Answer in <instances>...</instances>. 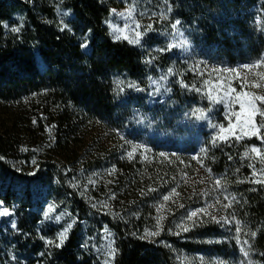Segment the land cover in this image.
<instances>
[{
	"label": "trees",
	"instance_id": "obj_1",
	"mask_svg": "<svg viewBox=\"0 0 264 264\" xmlns=\"http://www.w3.org/2000/svg\"><path fill=\"white\" fill-rule=\"evenodd\" d=\"M123 6L142 47L111 36ZM176 23L188 55L167 44ZM115 74L144 90L162 75L171 91L118 97ZM218 78L256 95V135L219 137L235 111L212 105ZM0 106L15 220L0 225V264H102L106 228L113 264H264V0H0ZM48 201L66 231L43 220Z\"/></svg>",
	"mask_w": 264,
	"mask_h": 264
},
{
	"label": "rangeland",
	"instance_id": "obj_2",
	"mask_svg": "<svg viewBox=\"0 0 264 264\" xmlns=\"http://www.w3.org/2000/svg\"><path fill=\"white\" fill-rule=\"evenodd\" d=\"M57 13L63 25L64 20L61 17L66 15V13L60 9L57 10ZM108 23L111 36L114 39H124L137 47H142L144 35L142 33L140 18L134 8L129 6L111 8ZM167 44L173 52L182 55H188L192 50L191 43L181 32L177 23L171 36L167 40ZM113 82L118 97H123L127 92L143 91L149 105L162 102L171 91L167 79L162 75L151 78L145 90L124 74H115L113 76ZM207 92L213 106L220 105L230 111H235L233 120L220 129L219 137L228 138L235 136L237 138H247L257 134V125L255 122L257 99L253 92L249 90L233 92L231 86L223 78L207 80ZM5 109L3 106H0V125L1 121L7 119L9 115L8 112H5ZM213 112V107L206 111H197L196 122L206 127H211L210 119ZM209 203H211V200H209ZM43 220L47 223L58 225L62 231H66L72 225V220L69 215L49 201L44 204ZM0 225L15 226L12 210L6 208L1 201ZM96 252L102 264H113L114 233L110 229L106 228L102 231ZM235 264L249 263L238 261Z\"/></svg>",
	"mask_w": 264,
	"mask_h": 264
}]
</instances>
